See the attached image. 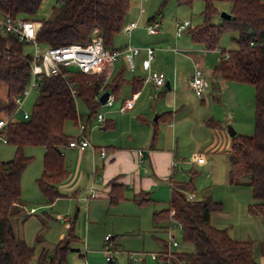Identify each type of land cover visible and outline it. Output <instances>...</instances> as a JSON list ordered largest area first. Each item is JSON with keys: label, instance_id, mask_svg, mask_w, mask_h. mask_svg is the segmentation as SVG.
Segmentation results:
<instances>
[{"label": "trees", "instance_id": "trees-1", "mask_svg": "<svg viewBox=\"0 0 264 264\" xmlns=\"http://www.w3.org/2000/svg\"><path fill=\"white\" fill-rule=\"evenodd\" d=\"M42 1L0 0V15L29 19L39 24L35 40L42 48L86 45L97 34L102 38L103 46L114 51V38L122 31L130 8V0H54L57 8L53 17L38 20L34 16ZM167 1L164 0L163 4ZM174 1L188 7L196 1L203 3L200 13L202 22L187 30L194 44L206 50L219 49L223 33L236 34L233 40L237 49L219 51L220 61L214 67L213 75L225 81L253 86L254 132L252 135L235 134L231 137L228 180L233 185L246 182L253 199L247 205V212L264 220V1ZM219 2L229 4L222 8L229 17L219 16V21L214 23L212 18L221 12L217 7ZM25 44L13 34H0V117L14 111V99L28 85L30 68L28 55L23 52ZM63 71L65 77H42L40 92L28 118L7 123V144L14 146L15 151L12 159L0 160V264H29L35 252V248L17 234L12 223L13 219L28 216L22 200L21 176L32 159L23 154V149L27 146L44 148L42 171L36 183L46 203L51 204L56 198L64 196L58 185L68 171L60 151L76 138L65 132L66 121L77 126L78 120L84 119V131L89 129L100 108L99 95L109 91L115 97L122 82L105 81L103 74ZM77 103L81 104L82 112L77 110ZM104 127L107 128V125ZM191 191L193 185L190 180L178 184L171 190L167 208L155 211L152 220L155 227L163 222L169 223L170 211L173 210L172 217L182 225V241L192 245L193 250L169 252V243H163L157 261L170 260L174 264L177 261L184 264H257L250 241L235 240L229 236L227 228L212 225L211 214L221 210V203L211 197L189 200L186 193ZM107 198L110 205H117L123 199L122 186L111 182ZM135 200L140 204L144 201L139 197ZM75 219L76 216L68 221L65 234L53 246L51 253L47 248L41 249L35 264H69L68 253L78 242ZM41 238L37 234V239ZM169 253L172 257L168 256Z\"/></svg>", "mask_w": 264, "mask_h": 264}, {"label": "crops", "instance_id": "crops-1", "mask_svg": "<svg viewBox=\"0 0 264 264\" xmlns=\"http://www.w3.org/2000/svg\"><path fill=\"white\" fill-rule=\"evenodd\" d=\"M139 5L134 0L125 22L127 24L133 21L137 26L129 32L122 30L113 41L114 51L120 54L108 66L104 78L105 81L122 82L115 97L110 93L111 104H100V107L104 105V110L98 111L102 114L103 121L100 123L96 118L93 120L94 126L84 131L83 136L89 141L88 147L83 150L68 146L61 149L68 174L58 185V189L64 194L62 197L70 195L84 201L88 214L91 206L94 213L101 208L104 210L101 205L104 202L108 204V211L116 206L108 203L111 182L123 188L120 203L125 200L138 203L135 200L137 197L143 198V203H165L170 198L171 190L186 182L177 178L187 176V170L190 172L196 169L208 174L212 185H247L245 181L233 185L228 180V153L232 136L228 133L226 124L231 123L240 132V122L236 118L241 116L239 102L242 90H249L244 88L249 84L225 81L214 76V67L220 61L218 49L206 50L194 44L187 32L188 28L176 35L177 17L163 19L161 12L154 15L140 12ZM153 21L158 22V31L149 34L146 26ZM187 21L190 23L189 27H193L192 20ZM127 46L140 48L139 53L133 57V70L129 69L121 54ZM146 47L154 48L150 70L163 72L165 75L164 84L160 87L145 81L148 74L143 65L147 56ZM196 66L202 68L207 78V85L201 95H197L189 87V80ZM134 94L136 97L132 107L121 110L123 102ZM78 135L77 130L72 136ZM101 150L104 151L103 155ZM197 158H201V162ZM217 164L222 168L218 173L219 181L213 178ZM190 181L192 182L191 179ZM210 191L211 189L205 188L200 192L193 185V191L187 192L186 197L189 200L207 197L215 200ZM62 197L56 198L48 206H54ZM163 209L165 207L154 209L152 215ZM29 211L30 214L35 212L34 207ZM214 214L210 218L212 224ZM58 217L62 219L66 230L68 220L62 215ZM87 224L88 218L85 226ZM152 224L155 231L168 227L166 222H163L165 227L162 223L155 227L153 220ZM80 234L79 229L77 237ZM253 256L257 264H264V251H258L257 255L253 252ZM146 260L140 264H146ZM112 262L114 261L107 263Z\"/></svg>", "mask_w": 264, "mask_h": 264}, {"label": "rangeland", "instance_id": "rangeland-1", "mask_svg": "<svg viewBox=\"0 0 264 264\" xmlns=\"http://www.w3.org/2000/svg\"><path fill=\"white\" fill-rule=\"evenodd\" d=\"M135 1L140 3L139 9L142 8L144 12H150V15L161 12L163 19H170L172 16L181 21L191 19L193 26L202 22L200 13L203 9V3L201 1L194 2L191 8L185 5L178 8L174 0H168L164 4V0ZM130 3L131 6L134 5V0H130ZM228 6L227 2L217 3V7L221 11H223L222 8ZM56 8L54 0H43L34 18L39 20L53 17ZM220 13L212 18V22L219 21ZM36 25L39 26L37 23ZM235 37L236 34L233 32L222 34L219 42L220 48L218 49L219 57L221 55L219 51L222 49L225 51L237 49V44L233 40ZM121 39L123 40L122 36ZM23 52L32 55V44L26 43ZM244 88H249V90H242L241 101L239 102L241 116L236 118L240 122V132H237L231 123L226 125H230L236 134L252 135L254 132V89L252 85H245ZM37 95L36 91H30L21 108L15 113L14 120H22L24 112L31 113ZM103 107L104 105H101L99 108L100 112L104 110ZM77 110L82 112L80 103H77ZM94 124L92 122L91 127ZM64 130L67 134L73 135L78 128L73 122L66 121ZM14 151V146L0 143V160L8 161L12 159ZM23 154L31 156L32 159L21 176L22 200L26 205L25 213L28 216L13 219L12 223L17 234L28 245L35 248L34 256L29 264H35L42 248H47L51 253L53 246L65 234V224L58 217L60 215L68 221L76 216L75 233L78 235L79 229L81 233L78 236V242L72 245L73 251L68 253L69 264H108L104 254V237L106 235L110 237L109 243L114 244L112 255V261L114 262L111 264H140V262H133V256L141 255L143 258L144 254H158L163 248V243H169L171 235H173L178 246L173 247L169 244L167 248L169 252H190L193 250L192 245L183 243L181 230L174 223L170 225L168 223V227L166 226L165 229L153 230L152 212L154 209L167 208L168 199L165 200V203L151 202L143 204H138L133 200H125L120 203L121 200L109 211L107 202H104L101 204L104 210L101 208L94 213L91 206L89 214L86 211V203L70 195L60 198L54 206H48L49 204L46 203L36 183V179L42 171L44 148L41 146H27L23 149ZM187 171V176L177 178V180L189 181L191 179L192 184L196 185L200 192L205 188L211 189L210 192L215 201L221 203V210L212 213H215L212 217V225L226 227L230 237L235 240L250 241L255 255L258 251H264V220L258 215H250L247 212V205L253 202L250 187L243 184L238 187L212 185L211 177L209 179L208 174L196 169L190 172ZM221 171V165L217 164L216 174L213 177L216 181L220 180L218 173ZM33 207L35 212L30 214L29 209ZM87 218L89 224L85 226ZM162 226L165 227L163 223ZM37 234L41 235L42 238L37 239ZM144 258L147 259L146 264H162L157 260H151L149 257Z\"/></svg>", "mask_w": 264, "mask_h": 264}, {"label": "built area", "instance_id": "built-area-1", "mask_svg": "<svg viewBox=\"0 0 264 264\" xmlns=\"http://www.w3.org/2000/svg\"><path fill=\"white\" fill-rule=\"evenodd\" d=\"M144 9H140V12H143ZM158 22L149 23L146 26L147 32L149 34H155L158 31ZM137 26L136 22H130L123 26L122 30L129 32L131 29ZM190 26L189 21H176V35H180ZM37 25L29 19L13 18L9 15H0V34H13L19 41L30 43L33 46L32 55H28L27 62L30 68V78L27 87L24 89L21 95L17 96L14 99L15 109L14 111L5 116L0 117V143L7 144L6 137V127L7 123L10 120H14L15 113L21 108L24 103V99L28 96L31 90L40 92V80L42 77L47 76H62L65 77L66 73L63 71L66 70L68 65H74L77 67L78 72H82L88 75L93 74H107L108 66L118 57L120 52L111 51L103 46L102 38L95 34L90 42L86 45L80 44H68L59 47H49L42 48L35 40L37 33ZM146 59L143 62L144 68L148 70V74L145 78V81H150L155 87H160L164 84L165 75L163 72L156 70H150V63L154 59V48L146 47ZM140 51L139 47L127 46L124 50L121 51V54L124 56L127 65L130 70L134 68L133 57L137 55ZM207 85V78L204 75V72L201 67L196 66L193 69L192 75L189 80V87L197 95H201L204 91L205 86ZM136 97L134 94L130 99H127L123 102L121 110L128 109L132 107L133 99ZM112 98L108 97L106 104H111ZM29 114L24 112L23 118H28ZM97 121L101 122L103 116L101 113L97 114ZM77 128L79 135L68 142V147L77 148L83 150L89 146V141L83 136L84 133V123L81 120H78ZM102 155L104 151L100 152ZM64 152L60 151V155H63ZM141 156V152H139ZM201 162V158H197ZM174 211H170L169 224L174 223L178 229L181 230L182 225L178 221L174 220L172 217ZM170 234V233H169ZM110 237L106 235L104 237L105 248L104 254L107 262L113 260V248L114 244L109 243ZM169 244L176 247L178 243L174 240L173 235L169 237ZM169 257H172L171 253L168 254ZM144 257H149L151 260H157L158 254L150 253L144 254ZM143 257V258H144ZM141 255L133 256V262H141L143 260ZM162 264H174L170 260H165ZM176 264H184L180 261H177Z\"/></svg>", "mask_w": 264, "mask_h": 264}, {"label": "water", "instance_id": "water-1", "mask_svg": "<svg viewBox=\"0 0 264 264\" xmlns=\"http://www.w3.org/2000/svg\"><path fill=\"white\" fill-rule=\"evenodd\" d=\"M220 17H221V18H228V17H229V14H228L226 11H221V13H220ZM66 70H67L68 72H78L77 67L74 66V65H68V66L66 67ZM109 95H110V92H109V91H104V92H102V93L99 95V97H98V101H99V103H100V104H104V103L106 102V100L108 99ZM227 131H228V133H229L231 136H233V135L236 134L235 131L233 130V128H232L230 125H227Z\"/></svg>", "mask_w": 264, "mask_h": 264}]
</instances>
